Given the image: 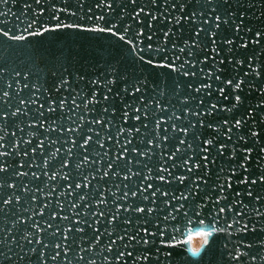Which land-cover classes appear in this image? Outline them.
Wrapping results in <instances>:
<instances>
[{
  "label": "water",
  "instance_id": "obj_1",
  "mask_svg": "<svg viewBox=\"0 0 264 264\" xmlns=\"http://www.w3.org/2000/svg\"><path fill=\"white\" fill-rule=\"evenodd\" d=\"M0 264H264V0H0Z\"/></svg>",
  "mask_w": 264,
  "mask_h": 264
},
{
  "label": "clouds",
  "instance_id": "obj_2",
  "mask_svg": "<svg viewBox=\"0 0 264 264\" xmlns=\"http://www.w3.org/2000/svg\"><path fill=\"white\" fill-rule=\"evenodd\" d=\"M198 231H202V232H207L209 233L208 235V239L211 238L217 231H219V229H217L215 226L210 227V228H205V227H201L200 229H198L196 232ZM188 238V234L185 235L183 238H177L175 243L176 244H181L183 241H187ZM201 243L200 246H196L194 244V239L191 241H188L187 243H183L184 245H186L185 247V251L187 252V254L193 258H197L200 255V252L203 249V246L206 245L204 243V238L203 237H199Z\"/></svg>",
  "mask_w": 264,
  "mask_h": 264
},
{
  "label": "snow or ice",
  "instance_id": "obj_3",
  "mask_svg": "<svg viewBox=\"0 0 264 264\" xmlns=\"http://www.w3.org/2000/svg\"><path fill=\"white\" fill-rule=\"evenodd\" d=\"M105 175H107V173H105ZM4 203H8V201L5 200ZM141 211H143V210H141ZM208 235H209V233L202 232V231H198V232L193 233L192 230L190 229L189 233H188L187 241H183L182 243H187L188 241H191L194 238L203 237L204 238V243L207 244L208 243Z\"/></svg>",
  "mask_w": 264,
  "mask_h": 264
},
{
  "label": "rangeland",
  "instance_id": "obj_4",
  "mask_svg": "<svg viewBox=\"0 0 264 264\" xmlns=\"http://www.w3.org/2000/svg\"><path fill=\"white\" fill-rule=\"evenodd\" d=\"M189 230H190V229H186V230L182 231V235H183V237L189 233ZM191 230H192L193 233H195L198 229L195 228V229H191ZM200 243H201V241H200L199 238H194V244H195L196 246H200Z\"/></svg>",
  "mask_w": 264,
  "mask_h": 264
}]
</instances>
